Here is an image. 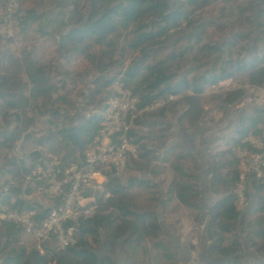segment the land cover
<instances>
[{
  "label": "trees",
  "instance_id": "1",
  "mask_svg": "<svg viewBox=\"0 0 264 264\" xmlns=\"http://www.w3.org/2000/svg\"><path fill=\"white\" fill-rule=\"evenodd\" d=\"M38 1L41 0H33V4ZM238 1L241 0H125V4H120L119 0H59L60 14L50 21L25 9L18 35L26 27L36 25L41 46L49 47L45 65L54 68L51 72L55 79L51 81L47 77L40 60L26 52L15 54V36L13 40L0 37V80L16 89L15 93L0 91V121H13L11 130L0 129V162L4 174L18 183L0 188V204L14 199L16 206L34 211L40 218L61 204L66 193L64 187L55 197L35 196L40 203L47 202L46 207L20 201L32 196L25 180L30 178L43 155L54 159L62 170L79 165L85 152L99 139L103 103L111 95L114 83L118 82L137 96L138 109L167 96L179 98L173 106L180 107L182 97L187 94L202 96L205 90L264 68V0H248L244 2L245 8L238 7L237 18L241 22L236 27L199 26L188 35L184 48L169 57L164 56L168 51L167 38L179 33L183 26L187 27L194 16L217 4H237ZM251 19L255 20L259 36L243 30V25L252 28ZM206 28H213L219 34L228 31L231 39L214 44L205 36ZM120 36L123 39H119ZM131 55L136 59L123 73L94 79L86 96L85 107L92 108L89 115L76 112L72 116L61 110L74 111V108L65 93L71 74L59 75L60 62L68 65L84 61L93 68L102 66L106 71L124 56ZM208 65L213 66L211 72L197 73L206 70ZM190 66L195 68L187 69ZM184 69L187 70L180 77ZM190 75L194 76L188 79ZM184 102L187 106L191 104L189 100ZM184 113L187 116L188 111ZM163 114L164 110H160L156 116L161 120ZM43 118H46L45 132L34 140L29 130ZM168 132L166 126L163 134L147 139L130 130L128 140L135 148V157L129 158L118 178L105 174L103 195L107 198L96 201L93 217L77 227L75 246L54 256L55 264H63L67 258L74 261L72 264H114L110 256L119 240L120 228L126 223H130V227L118 250L120 254L132 257L138 254L145 258L151 253L162 264H177L162 242L157 217L150 212L137 211L133 195L145 191L150 176L160 174L163 165H167L172 176L166 192L169 199L184 209L198 212L200 165L183 146L169 145ZM197 135L203 136L202 132ZM248 135L264 145V112L252 111L240 117L232 136L223 141V150L206 155L207 188L216 198L206 211L207 260L241 264L244 248H247L264 264V182L254 177L249 179L246 206L242 211L237 210L236 200L230 196L238 178L235 154L247 149L243 139ZM205 144L206 139L202 138L199 146ZM18 146L26 150L22 157L11 155ZM135 163L137 166H133ZM131 172L141 177L131 176ZM198 216L199 213L195 216L196 222ZM23 238L19 229L0 226V264H40L32 244L26 246Z\"/></svg>",
  "mask_w": 264,
  "mask_h": 264
},
{
  "label": "built area",
  "instance_id": "2",
  "mask_svg": "<svg viewBox=\"0 0 264 264\" xmlns=\"http://www.w3.org/2000/svg\"><path fill=\"white\" fill-rule=\"evenodd\" d=\"M27 1L0 0L1 38L14 39L25 18ZM176 99L167 96L138 109L137 96H133L129 89L118 82L114 83L111 95L103 103L99 139L85 152L79 165L62 170L54 159L43 155L30 173V178L25 180V186L36 197H55L64 187L66 193L61 204L52 208L46 217L40 218L34 211L16 206L14 199L7 200L0 204V226L19 229L33 244L41 263L44 260L47 264H55L54 256L75 246L77 227L79 223L93 217L97 208L96 201L107 198L103 195L105 174L118 178L123 174L129 158L135 157V148L128 140L132 124L144 116L159 112ZM245 110L249 114L252 111L264 112V84L256 89L253 96L247 98L241 111ZM243 144L247 149L235 154L238 178L230 192V196L236 200L237 210L245 205L249 179L254 177L264 182V145L250 135L243 139ZM31 179L34 182H30ZM24 200L20 199L22 202ZM43 204L47 202L40 203Z\"/></svg>",
  "mask_w": 264,
  "mask_h": 264
},
{
  "label": "rangeland",
  "instance_id": "3",
  "mask_svg": "<svg viewBox=\"0 0 264 264\" xmlns=\"http://www.w3.org/2000/svg\"><path fill=\"white\" fill-rule=\"evenodd\" d=\"M58 2L59 0H41L36 2L34 5L33 0H29L27 2L28 4H26V9L33 10L38 16L44 17V19L53 20L60 14V10L57 9ZM244 2H248V0L238 1L237 4H217L199 15L194 16L188 21L187 27L183 26V29L179 33H174L167 38L166 47L168 48V51L165 52L164 56L166 55L169 57L184 48L186 46L185 41L188 35L192 30L199 26L216 25L217 27H222L226 24L227 26L232 25L233 27H236V24L241 22L240 19L237 18V8H245ZM119 3L125 4V0H119ZM251 22L252 28H249L247 25H243V30L255 33L256 36H259V29L255 24V20L251 19ZM37 29L36 25L28 26L18 35L20 32L19 30L15 35L13 51L15 54L26 52L32 58L40 60L41 68L45 70L47 77L53 81L55 79V74L51 71L54 68L49 69L48 67L46 68L45 65V62L50 54L49 47L41 46V38L37 33ZM205 36L209 37L211 42L217 45L225 43L231 39V34H229L228 31L219 34L215 32L213 28H206ZM119 39H123V36H120ZM95 51L96 49H94L92 53H95ZM135 59V55H131L130 57L124 56L121 61L116 63V66L112 64L106 71H103L102 66H95L93 68L87 63H84V61L68 65L60 62L58 64L59 75L65 72H69L71 74L70 80L66 82L65 93L67 94L66 97L68 102L71 103L72 108H74V111L66 110L65 108L61 110L66 111L72 116L73 114H76V112L80 115H89L90 112H92V108L85 107L87 102L86 96L89 95L91 84L94 79L98 76H112L113 73L117 72L123 73L127 68H130L133 65ZM194 68L195 67L190 66L187 69ZM187 69H184L179 73L180 77L185 74L184 71ZM212 69L213 66L211 67L208 65L206 70H201V72L199 71L197 73L202 74V72L206 71L211 72L210 70ZM192 76L194 75L188 76V79L192 78ZM262 84H264V68L259 69L257 72L247 77L239 78L232 82L228 81L221 83L214 88L205 90L202 96L193 97L192 95L187 94L183 96L182 99L180 98L182 100L180 107L173 106V102L162 109L164 110V119H158L156 116L158 114L157 112L145 119L141 118L140 120H137L132 124L131 130L136 136L152 139L153 137L163 134V129L166 126L169 127V132L166 135L169 139V145L183 146L185 152L194 156L198 160L200 165L199 180L201 190L202 193H208L207 182L209 175L205 173L206 155L207 153L212 155L216 151L219 152L223 150V141L232 136V133L237 126L238 119L249 114L248 110H245L244 112L241 111L245 101L248 97L253 96L256 89H258ZM0 91L15 93L16 89L14 86L6 84L0 80ZM178 100L179 98L176 99L175 102ZM186 100L191 102L190 106L184 104V101ZM186 110L188 111L187 116L184 115ZM12 128V120H8L5 123L0 121V129L11 130ZM45 129L46 118H43L37 122L36 127L29 130V134L33 136L34 140H37L44 134ZM199 132H202L203 136H196ZM202 138L206 139L204 147L199 146ZM25 152L26 150H23L18 146V148L11 152V155L14 157H22V154ZM133 166H137V163ZM130 175L134 177H141L140 174H136L134 172H131ZM123 178L124 177H122V180ZM143 179L149 182L148 180L150 178L148 179L146 175H143ZM5 184L15 186L18 183L13 182V179L4 174L0 162V188L5 186ZM133 195L136 197L134 205L137 211H150V209H148L149 205L147 201L139 200L137 197L138 193ZM24 201H29L33 204H40L39 200L35 196H29L25 198ZM46 205L43 204L44 207ZM245 206L246 204L238 210L242 211L245 209ZM129 227L130 223L122 225L120 228V230L123 231L122 234H124L125 230ZM23 239L26 242V246H31L32 243L29 240L25 237ZM32 248L34 251L33 244ZM115 250L116 248H114L111 256H113ZM244 252L249 253L247 248L244 249ZM98 255H102V253H99ZM125 256L127 255L125 254ZM73 262L74 261L69 258L63 260V264H72ZM118 263V261H115V264ZM40 264L47 263L42 260V263L40 261Z\"/></svg>",
  "mask_w": 264,
  "mask_h": 264
},
{
  "label": "crops",
  "instance_id": "4",
  "mask_svg": "<svg viewBox=\"0 0 264 264\" xmlns=\"http://www.w3.org/2000/svg\"><path fill=\"white\" fill-rule=\"evenodd\" d=\"M171 177L167 165H163L162 172L155 177L150 176V184L145 191H141L137 196L139 200L148 202L150 211L146 212L154 214L157 220L160 219L159 228L164 246L170 250L171 256L177 264H226V260L206 259V241L204 238L206 211L216 202V198L209 192L202 193L200 186L199 200L196 204L198 212L184 209L175 201L170 200V196L166 194ZM157 202L158 205L155 204ZM197 213L199 216L196 222ZM127 230L124 234H122V230L119 231L115 253L110 256V260L114 264L115 261H118V264H162V261L151 253L145 258L138 254L134 257L130 254L127 256L120 254L118 250L128 234ZM248 252H244L241 256V264H261L260 260L256 259L249 249Z\"/></svg>",
  "mask_w": 264,
  "mask_h": 264
},
{
  "label": "water",
  "instance_id": "5",
  "mask_svg": "<svg viewBox=\"0 0 264 264\" xmlns=\"http://www.w3.org/2000/svg\"><path fill=\"white\" fill-rule=\"evenodd\" d=\"M158 223H160V219H158Z\"/></svg>",
  "mask_w": 264,
  "mask_h": 264
}]
</instances>
